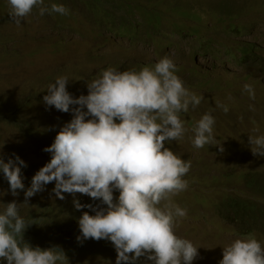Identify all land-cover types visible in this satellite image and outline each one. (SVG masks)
Instances as JSON below:
<instances>
[{"label":"rangeland","instance_id":"1","mask_svg":"<svg viewBox=\"0 0 264 264\" xmlns=\"http://www.w3.org/2000/svg\"><path fill=\"white\" fill-rule=\"evenodd\" d=\"M83 1L45 0L42 6L49 11L40 15L39 7H34L17 26L10 17V5L0 0V34L6 37L0 48V93H4L1 98L7 108L19 110L12 121L0 122V156L7 162L14 153L25 162L22 175L27 189L35 173L50 161L51 154L43 149L73 118L71 112L46 106L43 98L22 101L29 89L47 95V82L41 81L45 71L56 72L63 67L74 74V69H84L96 76L110 67L125 71L154 66L168 56L185 87L204 97L199 106L181 113L187 129L184 138L166 143L175 154L191 161L184 177L188 187L173 197L177 205L187 209L186 217L176 226V235L199 247L193 264H219L223 248L237 238L254 235L264 242V229L237 233L216 213L220 198L228 194L243 193L264 208V191L246 190L243 179L252 176L264 180V157L253 155L248 140L249 136L264 134V0H99L92 8H85ZM53 4L65 6L68 14L51 12ZM56 22L62 36L49 38L45 30ZM239 45L263 61L255 56L248 63L238 60ZM93 57L97 59L91 60ZM8 81L13 84L11 95L3 90ZM245 84H252L255 99L244 91ZM218 104L229 110L225 112ZM208 112L215 118V142L208 152L194 150V133L188 125L192 122L195 127ZM54 186V182L47 184L44 191L28 199L27 205L23 204L24 192L18 190L13 196L0 174V203L15 200L22 204L19 215L24 219L45 214L38 220L36 241L24 242L42 250L58 246L67 259L63 264H115V249L106 241L79 250L72 237H62L63 232L47 212L48 207L58 206L67 221L65 203L55 198ZM113 195L115 200L119 193ZM34 228L31 225V230ZM138 264L152 262L141 257Z\"/></svg>","mask_w":264,"mask_h":264},{"label":"clouds","instance_id":"2","mask_svg":"<svg viewBox=\"0 0 264 264\" xmlns=\"http://www.w3.org/2000/svg\"><path fill=\"white\" fill-rule=\"evenodd\" d=\"M6 1L17 26L34 7H39L40 15L49 11L42 6L45 0ZM51 12L67 15L69 9L53 4ZM59 32L62 28L58 22L45 30L49 38L62 36ZM252 56L263 61L256 54ZM176 72L168 56L139 70L110 67L88 82V94L78 98L67 91V76L56 78L48 85L43 102L62 113L71 112L73 118L43 149L51 154L50 161L35 173L27 189L22 175L25 162L14 153L7 162L0 156V174L11 194L17 196L18 190L23 191V204H27L29 198L54 182L52 193L65 203L67 221L58 206L48 207L47 212L63 232L62 237H72L79 250L106 241L115 249V264H138L141 257L152 264H193L199 247L176 235V226L186 217L187 209L173 201L188 187L184 177L191 161L175 154L166 143L184 138L187 129L181 113L199 106L204 97L185 87ZM244 91L255 99L252 84H245ZM217 106L229 110L226 105ZM249 109L254 110L252 105ZM214 125L210 112L202 115L192 129L194 147L215 142ZM248 140L253 155L264 157V134L249 136ZM114 192L119 193L115 200ZM64 193L73 197L65 198ZM20 205L15 200L0 203V264L67 261L58 246L42 250L26 243L36 241L38 220L45 214L24 219L19 215ZM219 264H264V242L254 235L237 238L223 248Z\"/></svg>","mask_w":264,"mask_h":264},{"label":"trees","instance_id":"3","mask_svg":"<svg viewBox=\"0 0 264 264\" xmlns=\"http://www.w3.org/2000/svg\"><path fill=\"white\" fill-rule=\"evenodd\" d=\"M96 0H84L83 5L85 8H92L96 6ZM120 35V33H118ZM4 36L0 35V48L4 41ZM243 44V43H242ZM241 44V45H242ZM66 45V44H65ZM239 52L235 55L238 60H242L245 63L250 62L251 60H255L252 56H250V50L248 48L240 47ZM9 54H11L9 52ZM1 56V54H0ZM97 59L96 57L91 58V60ZM3 59L0 58V62ZM84 69H74L73 73L70 74L69 71L63 67L59 68L58 71L52 72L51 69L45 71L42 75L41 81L47 82V85L54 83L56 78L60 76H67L69 79V83L67 85V91L74 97L78 98L80 95H87V83L99 77L102 73L100 72L98 75L93 76L89 75L88 72L83 71ZM7 92V95L13 94V84L7 82L6 86L3 89ZM40 94V97L38 96ZM4 95L3 92L0 93V122L2 121H12L13 115L17 114L19 110L14 107L7 108V104H5L4 100H2L1 96ZM41 93H36L34 90L29 89L28 96L26 98H22V101L34 102L41 100L43 98ZM7 108V109H6ZM6 111L4 112V110ZM4 112V114H3ZM4 115H9L7 119L3 120ZM15 126H17V120H13ZM194 125L190 122V125L187 127L192 130ZM27 131H31L30 128H26ZM194 150H202L203 152H208L211 147L209 145H205L203 148H196L193 146ZM221 178L224 175H219ZM243 176V175H242ZM234 178V177H233ZM245 188L246 190L258 189L264 191V180H258L252 176H243ZM118 194V192H116ZM220 202L217 207V215L224 222L228 223L231 226L233 231L237 233H242L246 230V232H250L249 229L253 230L254 228L259 227L260 229H264V208L255 205V203L246 198L243 193L240 194H228L220 198Z\"/></svg>","mask_w":264,"mask_h":264}]
</instances>
